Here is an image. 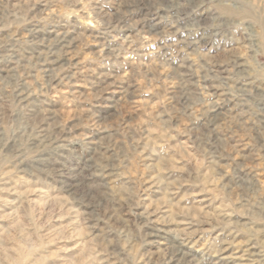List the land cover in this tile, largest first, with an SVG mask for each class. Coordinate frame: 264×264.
I'll return each instance as SVG.
<instances>
[{"label":"rangeland","instance_id":"rangeland-1","mask_svg":"<svg viewBox=\"0 0 264 264\" xmlns=\"http://www.w3.org/2000/svg\"><path fill=\"white\" fill-rule=\"evenodd\" d=\"M227 255L264 264V0H0V264Z\"/></svg>","mask_w":264,"mask_h":264},{"label":"bare ground","instance_id":"bare-ground-1","mask_svg":"<svg viewBox=\"0 0 264 264\" xmlns=\"http://www.w3.org/2000/svg\"><path fill=\"white\" fill-rule=\"evenodd\" d=\"M175 1V0H174ZM185 222V221H184ZM163 229V228H162ZM163 236V235H162ZM189 240H187L186 242L184 241V242H181V244L183 245V246H188V242ZM226 250V249H225ZM225 253V252H224ZM177 255H178V252L177 253H174V252H172L171 253V255H169L168 257H166L165 258V260H164V262H169V261H173L174 259H176V257H177ZM230 255V254H229ZM236 255V254H235ZM242 256V255H241ZM241 256H225L224 258H230V259H232V260H234L235 261V263L234 264H248V263H245V261L243 262V260H244V258L243 257H241ZM244 256V255H243ZM246 258V257H245ZM178 259V258H177ZM180 259V258H179ZM192 259V258H191ZM229 259V260H230ZM247 260H248V257L246 258ZM227 260V259H226ZM179 261V260H178ZM187 261V260H186ZM185 261V262H186ZM248 262V261H247ZM179 263V262H178ZM182 263H184V262H182ZM186 263H188V262H186ZM230 263H232V262H230ZM250 263V262H249ZM254 264V263H253Z\"/></svg>","mask_w":264,"mask_h":264}]
</instances>
